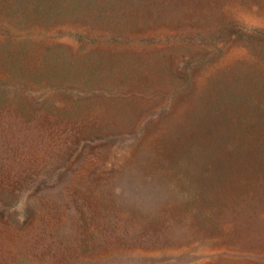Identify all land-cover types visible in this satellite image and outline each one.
<instances>
[{"label":"rangeland","instance_id":"1","mask_svg":"<svg viewBox=\"0 0 264 264\" xmlns=\"http://www.w3.org/2000/svg\"><path fill=\"white\" fill-rule=\"evenodd\" d=\"M0 264H264V0H0Z\"/></svg>","mask_w":264,"mask_h":264},{"label":"clouds","instance_id":"2","mask_svg":"<svg viewBox=\"0 0 264 264\" xmlns=\"http://www.w3.org/2000/svg\"><path fill=\"white\" fill-rule=\"evenodd\" d=\"M27 206H28L27 194H22L19 200L17 201V203L14 205V207L10 209L11 211L20 213L18 219L20 220L21 223L25 220V209Z\"/></svg>","mask_w":264,"mask_h":264}]
</instances>
